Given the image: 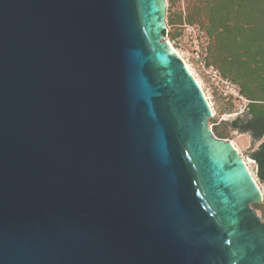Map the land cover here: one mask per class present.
<instances>
[{
    "label": "water",
    "instance_id": "95a60500",
    "mask_svg": "<svg viewBox=\"0 0 264 264\" xmlns=\"http://www.w3.org/2000/svg\"><path fill=\"white\" fill-rule=\"evenodd\" d=\"M164 10L0 0V264H264L262 194Z\"/></svg>",
    "mask_w": 264,
    "mask_h": 264
},
{
    "label": "rangeland",
    "instance_id": "374dc122",
    "mask_svg": "<svg viewBox=\"0 0 264 264\" xmlns=\"http://www.w3.org/2000/svg\"><path fill=\"white\" fill-rule=\"evenodd\" d=\"M232 1L231 6L236 10L235 1L240 0ZM164 3L166 29L161 42L168 43L170 50L186 63L200 83L212 110L207 127L213 136V131L225 135L224 140L232 143L244 162L262 194V201L250 205V208L264 223V183L258 180L256 164L250 160L264 143V135L251 140L250 134L236 135L231 129V123L242 125L250 116L246 107L248 101L240 93L239 83L242 82L237 75V66L230 63L232 51H228V23L231 25L233 20L228 21V0H164ZM260 9H264V0H257L252 10L256 19ZM212 23L221 28L215 30ZM237 24L242 29L245 27L242 20ZM251 84L256 85L253 80ZM255 93L258 96V92Z\"/></svg>",
    "mask_w": 264,
    "mask_h": 264
},
{
    "label": "trees",
    "instance_id": "16d2710c",
    "mask_svg": "<svg viewBox=\"0 0 264 264\" xmlns=\"http://www.w3.org/2000/svg\"><path fill=\"white\" fill-rule=\"evenodd\" d=\"M230 2L233 1L228 0V21L233 20V23H228V51H232L234 61L231 60L230 63L237 66V75L242 82L239 83L240 93L248 101L246 107L250 116L242 125L231 123V129L242 133L249 132L254 140H258L264 135V9L256 11L259 17L256 19L251 13L257 0L235 1L236 10H233ZM241 20L245 25L243 29L237 24ZM213 28L216 30L221 27ZM236 33L239 36H236ZM254 77L256 79H253ZM252 80L256 85L251 84ZM256 91L258 96L255 95ZM213 133L217 139H226L222 133ZM252 160L256 164L258 180L264 183V143L252 154Z\"/></svg>",
    "mask_w": 264,
    "mask_h": 264
},
{
    "label": "bare ground",
    "instance_id": "6f19581e",
    "mask_svg": "<svg viewBox=\"0 0 264 264\" xmlns=\"http://www.w3.org/2000/svg\"><path fill=\"white\" fill-rule=\"evenodd\" d=\"M178 56H179V55H178ZM180 60H181V58H180ZM181 61H182V60H181ZM182 64L184 65V67H185L187 73H188V74L193 78V80L195 81L197 87L199 88L200 92L202 93V96H203L204 100L206 101L207 106L209 107L210 112H211V114H212V110H211L210 104L208 103V100H207V98H206V96H205V94H204V92H203V90H202V88H201V86H200V83H199L198 80H196V78L193 76L192 72L190 71V69L188 68V66L186 65V63H185L184 61L182 62ZM231 144H232V143H231ZM232 146H233V145H232ZM244 165H245V164H244Z\"/></svg>",
    "mask_w": 264,
    "mask_h": 264
},
{
    "label": "built area",
    "instance_id": "2783aa9c",
    "mask_svg": "<svg viewBox=\"0 0 264 264\" xmlns=\"http://www.w3.org/2000/svg\"><path fill=\"white\" fill-rule=\"evenodd\" d=\"M221 87H222V86H221ZM222 88H223V87H222ZM227 94H228V93H227ZM227 94H226V95H227Z\"/></svg>",
    "mask_w": 264,
    "mask_h": 264
}]
</instances>
